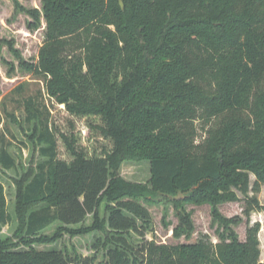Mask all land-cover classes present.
<instances>
[{"label":"trees","instance_id":"16d2710c","mask_svg":"<svg viewBox=\"0 0 264 264\" xmlns=\"http://www.w3.org/2000/svg\"><path fill=\"white\" fill-rule=\"evenodd\" d=\"M43 11L46 40L36 63L22 66L71 118L87 121L88 135L62 131L27 99L46 161L18 183L20 241L0 239V264H104L101 251L105 264H264L260 224L241 243L237 222L218 212L230 242L217 251L144 240L147 206L159 197L218 204L247 183L243 169L264 182V0H43ZM26 12L40 21L37 9ZM126 161L150 163V186L116 177ZM0 163L16 167L6 147ZM104 199L114 205L101 220ZM9 222L0 184V224ZM56 223L55 236L42 235ZM97 232L93 256L35 247Z\"/></svg>","mask_w":264,"mask_h":264},{"label":"rangeland","instance_id":"374dc122","mask_svg":"<svg viewBox=\"0 0 264 264\" xmlns=\"http://www.w3.org/2000/svg\"><path fill=\"white\" fill-rule=\"evenodd\" d=\"M17 2L19 6L12 0H0V154L2 148L6 147L16 163V167L11 170H6L0 163V184L4 188L7 212L10 216L8 225L0 224V239H10L15 243L20 241L18 235L21 226L16 213L18 183L33 175L38 164L46 161L40 154L41 145L34 139L37 122L28 123L26 120L27 99L32 98L41 108L46 107L45 111H51L53 119L62 131L68 134L75 131L76 135L84 137L88 135L87 121L71 118L63 108L48 98L44 80L23 68L24 62L36 63L39 50L46 40L47 24L43 0ZM34 9L41 14L39 22L26 12ZM71 120L74 121V130L69 127ZM205 137L206 134L200 131L197 142H201ZM241 173L247 177V183L238 187L231 185L228 191L221 192L220 195L224 198L218 204L210 201L177 204L163 197L157 198L152 204H147L152 223L144 240L168 247L206 244L217 251L230 242L229 233L214 216V213L218 212L223 218L237 222L233 224L232 231L241 243L246 242L248 229L255 223L260 224L259 261L264 262V182L257 174L246 169L241 170ZM116 177L150 186V163L126 161L120 166ZM176 199L184 200L185 195H180ZM109 205L113 206L114 203H109L107 199L102 201L99 209L101 220L108 218ZM93 222L94 218L91 217L85 225L90 226ZM59 227L60 224L56 223L42 235L53 237ZM98 237L103 239L104 235L100 232L81 237L65 234L61 240L53 244L35 247L39 250L67 251L72 256L76 252L84 256H93L96 254L94 243ZM131 237L136 247L144 241L134 234ZM97 259L98 263H106L103 251L98 253Z\"/></svg>","mask_w":264,"mask_h":264},{"label":"water","instance_id":"95a60500","mask_svg":"<svg viewBox=\"0 0 264 264\" xmlns=\"http://www.w3.org/2000/svg\"><path fill=\"white\" fill-rule=\"evenodd\" d=\"M121 6H122V7L124 6L123 2H121Z\"/></svg>","mask_w":264,"mask_h":264}]
</instances>
